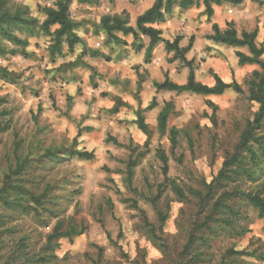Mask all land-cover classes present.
Returning <instances> with one entry per match:
<instances>
[{
    "label": "rangeland",
    "instance_id": "rangeland-1",
    "mask_svg": "<svg viewBox=\"0 0 264 264\" xmlns=\"http://www.w3.org/2000/svg\"><path fill=\"white\" fill-rule=\"evenodd\" d=\"M96 1L73 3L70 13L80 22L76 33L85 48L109 61L84 56L80 62L87 67L59 70L78 57L81 47L51 62L46 51L49 39L44 36L28 38V57L0 59V68L11 74L0 80V196L14 203L8 207L0 201V264H260L228 254L229 250L264 253V232L247 202L239 196L228 201L222 194L264 192V158H260L263 169L255 170L244 153L241 168L252 175H233L207 205L190 195L193 191L204 195V184L217 176L253 118L257 106L247 100L246 82L259 67H239L225 46L219 45L224 57L216 51L199 52L202 46L196 42L186 56L196 67V80L213 84L208 73L212 70L225 83L237 82L242 94L155 92L152 83L167 75L176 84L185 83L187 70L178 62L167 63L161 51L146 63L128 45H107L98 28L100 17L133 6L134 0L112 5ZM0 2L10 11L27 6L39 20V8L51 5L50 0ZM242 11H251L252 17L242 19ZM235 18L240 29L264 31V0L246 5ZM203 27L200 24L199 29ZM153 97L157 106L143 114L150 131L147 139L134 124V112ZM207 101L216 108L214 114ZM166 102L172 105L167 128L180 131L173 150L167 134L160 136L156 129ZM262 127L264 133V121ZM72 150L94 151L95 157L78 160L69 156ZM158 151L168 160L166 177ZM54 153L55 157L49 156ZM171 182L184 199L174 193ZM26 194L40 197L42 205L35 206ZM219 198L233 215L214 207ZM31 207L34 212L27 209ZM222 221L231 222L232 228ZM58 223V232L82 228V233L50 239ZM189 240L193 242L184 253Z\"/></svg>",
    "mask_w": 264,
    "mask_h": 264
},
{
    "label": "trees",
    "instance_id": "trees-1",
    "mask_svg": "<svg viewBox=\"0 0 264 264\" xmlns=\"http://www.w3.org/2000/svg\"><path fill=\"white\" fill-rule=\"evenodd\" d=\"M51 5L39 8V12L42 19L39 20L33 16L30 9L27 6H19L13 11L7 9L2 2H0V59H6L7 57L20 56L23 58L28 57L29 52L28 38L44 36L49 39V44L46 49L48 59L54 62L56 58H61L66 54H72L75 47L80 46L81 52L76 60L68 63H63L59 66V70L74 69L79 65L87 67L89 65L86 62H80L84 56L90 58L101 57L105 61H109V58L100 54L97 51L85 48L82 39L77 35L76 31L80 26V22L75 21L71 17L70 7L73 3L78 5H93L96 4V0H50ZM110 5L114 0H107ZM204 6V12L206 19L210 22L213 16L212 5L220 7L222 4L227 3L234 6L241 5L243 0H154L153 4L145 10L142 14L135 18L134 25L129 24V18L125 11L120 14H105L100 17L98 28L104 34L106 44L114 45H129L131 50L139 53L143 50V59L146 63L152 58V53L157 44H163L164 52L169 55L167 63L178 62L181 68L187 70L186 82L182 85L176 84L169 80L167 76L164 77L162 82H153L152 87L155 92H173L177 95L191 94L196 96L208 97V96H220L226 90H231L236 94H242L240 85L232 80L229 83H225L221 77L209 70L208 73L213 80L212 85H207L196 80V67L193 60H187L186 55L191 51L194 37L188 38L187 45L180 47L181 36H175L171 41L164 40L162 38V32L159 29L153 27L154 24L165 23L166 18L170 17L174 8H178L180 11H186L193 6H197L199 3ZM210 35L204 38L215 44H220L229 48L244 47L247 49L248 54L241 52H235L237 58V65L242 67L244 65H256L259 70H254L251 73L250 79L246 82L248 86L247 100L257 106V110L253 115V118L247 122L245 129L239 136V141L234 149V153L223 162L221 169L218 171L217 176L209 184H204L205 193L200 195V192L193 191L190 195L198 197L202 204L207 205L209 201H212L215 194L224 183L232 181L233 175H237L239 172L251 176L250 170H244L241 168L243 163L242 155L245 153L249 157L251 163V169L262 170L260 164V158H264V133L261 132L264 121V60L261 59L264 54L263 47H257L255 39L257 31L251 32L241 31L240 34L234 28L232 22L226 23L224 30H221L217 24H211ZM119 34L120 36H118ZM25 35V37H20ZM130 37L132 42L128 44L124 38ZM142 38L148 40L146 46L142 42ZM11 74L4 68H0V80L9 79ZM206 105L213 108V114L215 113V107L210 101L206 102ZM157 106L156 100L153 97L150 102L144 108H138L135 112L134 124L137 129L146 136L150 137V131L148 125L144 121L143 114L147 111H151ZM172 105L170 102L164 103L162 109L157 115L156 129L160 136L167 134L168 140L171 144V150L177 146V138L180 131L175 128H167V122L171 113ZM214 116V115H212ZM115 145H118L114 142ZM57 153V152H56ZM56 153L49 154L50 157H55ZM259 153V154H258ZM158 159L161 162L162 174L166 177L168 172L167 157L163 151H158ZM71 157H75L82 161H91L95 157L94 151L84 150H72L69 154ZM134 165V164H132ZM130 170H128V175ZM171 187L174 193L180 199H184V194L181 189L171 182ZM17 190H19L17 188ZM228 195V197H227ZM32 202L35 206H41L42 201L40 197H34L30 194L23 195ZM222 196H226L227 200L231 197H241V199L247 202L254 211L257 213V217L261 220V230L264 232V192H234L227 194L223 192ZM0 201L8 207L14 205L13 202H8L3 196H0ZM214 207L226 209L227 212L232 213L228 206L223 205L220 202V198L214 202ZM20 209H25V206L17 205ZM136 207V206H133ZM29 211H35L34 207L27 208ZM144 226L149 228L150 233L154 236L153 228L147 223V220L143 217ZM225 226L232 228L231 222L222 221ZM204 223L201 225L203 226ZM61 228V223H58L50 237V239L69 238L70 236H78L82 233V228L76 231L74 228L65 231L58 232ZM209 229V228H208ZM193 240H189L184 246V253L189 251L190 245ZM228 254L235 257H245L264 264V253L256 251H233L229 250Z\"/></svg>",
    "mask_w": 264,
    "mask_h": 264
},
{
    "label": "crops",
    "instance_id": "crops-1",
    "mask_svg": "<svg viewBox=\"0 0 264 264\" xmlns=\"http://www.w3.org/2000/svg\"><path fill=\"white\" fill-rule=\"evenodd\" d=\"M115 1L117 2L118 0H114V2ZM153 1L154 0H134L133 6H127L126 8L120 9L119 11L113 9L112 14H120L122 11L125 10V12L128 15V18H129V24L131 26H133L135 18L138 15L142 14L145 10H147L153 4ZM257 1L261 2L263 0H243V3L241 5H237V6L230 4L234 8H230L229 6H224V4H227V3L222 4L220 7L212 5L213 16H212L210 22L206 19V15L204 12V6L201 2L197 6H193L186 11H180L176 7L173 9L171 16L166 18L165 23L154 24L153 27L156 29H159L162 32V38L164 40L171 41L175 36H181L182 40L180 41V47H185L187 45L188 38L193 36L194 41H193L192 49L190 52L194 51V48L196 46L195 45L196 42H200V46H202L201 47L202 49H200L199 52L207 53L208 51L209 52H215L216 51V52L222 54L223 48L220 47L222 45L215 44V43L208 41L204 38L205 36L210 35L212 33L211 24L215 23L218 25V27L221 30H224L226 27V23L232 22L234 25V28L238 34H240L241 31L251 32L253 30H256L253 28L252 29L251 28L240 29L239 24H238L239 22H238L237 18H235V14L239 10L243 9V7H245L246 5H250V4L252 5V4H254V2H257ZM218 11H220L219 14H217ZM242 13L244 14L242 16V19L244 18V19H246V21H248L252 17V14H253V13H251V11L250 12H243L242 11ZM200 24H202L204 26L202 30L199 29ZM256 31H257V35H256V39H255L256 46L257 47H261L262 45L264 46V31H262V32H259L258 30H256ZM117 35L120 36L119 34H117ZM127 39H131V38L130 37L124 38V40L126 42H127ZM144 41L148 42V40L146 38H142V42H144ZM131 42H132V39H131V41H129L127 43L130 44ZM147 42H145V43L147 44ZM146 44H144V46H146ZM110 45H114V44H110ZM116 46H118V45H116ZM128 47L130 48L129 45H128ZM130 50H131V48H130ZM263 50H264V47H263ZM156 51H161L162 57H165V58L171 57V54L167 55L164 52L162 43H159L156 45L154 52L152 53V57L156 54ZM225 51H227V50H225ZM230 51L233 55H235V52H241V53L246 54V55L248 54L247 49L244 47L231 48ZM131 52H132V50H131ZM140 52L141 53H136V52H134V53H136L138 55L141 54L143 56V50ZM190 52L188 54H190ZM79 54H80V52H79ZM79 54H78V56H79ZM222 55H223V57L226 56L225 53H223ZM98 58H101V57H98ZM91 59H97V58H91ZM261 59L264 60L263 57H261ZM70 62H72V61H70ZM135 63H136V65H141L139 62H135ZM244 66H255L256 67V65H244ZM255 70H257V69H255ZM167 76H168V78L170 77V75H167Z\"/></svg>",
    "mask_w": 264,
    "mask_h": 264
}]
</instances>
